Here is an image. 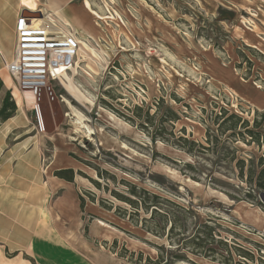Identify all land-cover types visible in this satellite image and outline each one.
Returning a JSON list of instances; mask_svg holds the SVG:
<instances>
[{
  "label": "rangeland",
  "instance_id": "374dc122",
  "mask_svg": "<svg viewBox=\"0 0 264 264\" xmlns=\"http://www.w3.org/2000/svg\"><path fill=\"white\" fill-rule=\"evenodd\" d=\"M23 9L41 13L43 30L56 27L87 47L79 40L71 69L49 84L52 95L43 91L34 100L40 128L35 107L6 70L16 43L11 18ZM0 35V79L6 81L0 105L9 91L16 107L10 124L0 121V137L11 143L42 137L48 186L66 187L54 174L72 168L74 188L111 232L93 239L97 247L128 264H264V203L246 197L256 195L246 183L247 163L264 161V0H0ZM166 108L177 121L165 122L152 138ZM147 111L155 127L146 123ZM232 114L248 127L226 131L231 121L219 127ZM246 129L260 133L259 144ZM180 137L196 143L192 153ZM239 160L246 164L244 178ZM130 185L170 200L186 216L171 234L158 215L148 220L150 212L139 210L138 220L119 216L116 208L132 209L113 192L130 196ZM202 224L213 229L215 259L185 244ZM65 247V260L83 262ZM241 251L252 259L240 257ZM42 252L33 257L46 258Z\"/></svg>",
  "mask_w": 264,
  "mask_h": 264
},
{
  "label": "crops",
  "instance_id": "0c3cea01",
  "mask_svg": "<svg viewBox=\"0 0 264 264\" xmlns=\"http://www.w3.org/2000/svg\"><path fill=\"white\" fill-rule=\"evenodd\" d=\"M20 12L13 14L9 27L15 41V21ZM10 119L5 123L10 124ZM6 139L0 137V264H74L64 259L65 246L69 255L72 251L78 261V256L83 261L77 264H128L94 244L93 239L111 236V232L105 225L107 222L99 220L103 217L94 212L97 207L83 198L80 200L82 196L74 188V176L72 182L57 177L66 187L47 185L40 164L42 137L26 135L12 143ZM24 140H27L23 143L28 144L26 148L20 144ZM49 140L46 138L45 142ZM65 196L69 199L65 200ZM83 224L87 236L82 234ZM42 251L46 258L38 261L33 257Z\"/></svg>",
  "mask_w": 264,
  "mask_h": 264
},
{
  "label": "trees",
  "instance_id": "16d2710c",
  "mask_svg": "<svg viewBox=\"0 0 264 264\" xmlns=\"http://www.w3.org/2000/svg\"><path fill=\"white\" fill-rule=\"evenodd\" d=\"M3 83L2 80L0 79V91L2 89ZM16 110L15 104L11 99L10 92L6 91L4 94V97L1 101L0 105V121L5 122L9 118L12 117L14 111ZM140 112V114L138 113ZM136 118H141V108H136L135 109V115ZM146 116V123L148 124L149 127H155V124L152 122V117H149L148 111L145 113ZM127 120L133 122V119L130 117H126ZM167 121H172L175 122L177 121V116L176 114L171 111L170 109L166 108L165 109V115H163L159 119L157 127L154 129V133L151 135L152 138L153 135H158L161 133V131H164L163 124ZM231 121L230 126L226 129V131H234L238 128H243L245 129L248 127V122L247 121H241V119L236 116V115H230L227 117L225 121L221 123L219 127H222L226 124V122ZM140 128L145 129L147 126L140 124ZM258 125L255 123L254 128H257ZM239 135H242L241 132H238ZM245 134H247L252 141L256 142L259 144L261 135L258 132L246 129ZM179 141L181 142V146L183 148H186V152L192 153L194 151V147L196 146V143L193 141H189L186 138H179ZM200 148L202 145H199ZM238 169H239V176L240 178H244V168L246 166L245 162L242 160L237 161L236 163ZM186 169L192 170L191 165H186ZM79 175H82V173H78ZM56 177L65 180L67 182H72L73 181V171L72 169H62L58 170L54 174ZM101 174L98 173V176ZM93 183L96 185V183L93 181ZM246 183L249 184L250 186L254 187L256 190V195L253 196L251 195L250 192L246 194V197L253 200L256 198L260 199V196H263L264 194V161L262 157H260L257 161L250 160L247 163V171H246ZM128 194L127 195H121L113 192V196H115L119 201L129 205L130 209L132 211L127 213L126 210H121L120 208H116L117 214L119 216H127L130 220H138L139 217V210H142L144 212H150L149 216V221H151L155 215H158L161 220L165 221L166 223H170L169 227V233L171 234L176 227V224L180 221L179 216H186L185 214L187 213L186 211H183L180 207L175 205V203L171 202L170 200L163 198L157 194L150 193L149 191L145 189H139L137 190L134 185H130L128 189ZM80 200L82 201V197H80ZM257 204L262 206L263 202L262 201H257ZM172 207H176L177 210L176 212H164V213H158V210L161 208H166V209H171ZM143 225L147 222V219H143ZM137 223V221L135 222ZM157 226V225H155ZM157 228V227H156ZM162 230H165V227H162ZM214 242V237H213V229L209 227L206 224L202 225H197L195 226V231H194V236L185 241V244H189L194 250V254H203L205 257H209L212 259H215L216 255H218L217 248H213L210 245ZM218 244L223 245L221 241L218 242ZM225 244V243H224ZM225 246V245H224ZM240 257L242 258H251L252 255L241 251V254H239ZM176 258L178 261H186L185 257L181 255H177ZM240 264V263H238Z\"/></svg>",
  "mask_w": 264,
  "mask_h": 264
},
{
  "label": "built area",
  "instance_id": "2783aa9c",
  "mask_svg": "<svg viewBox=\"0 0 264 264\" xmlns=\"http://www.w3.org/2000/svg\"><path fill=\"white\" fill-rule=\"evenodd\" d=\"M36 19L17 16L15 48L10 62L6 65L16 87L23 93L30 94L35 101L41 99L43 91L49 96L52 95L50 82L58 80L70 70L80 47L75 35H62L52 26L43 30V26L34 25ZM33 110L40 128L42 121L39 109Z\"/></svg>",
  "mask_w": 264,
  "mask_h": 264
},
{
  "label": "bare ground",
  "instance_id": "6f19581e",
  "mask_svg": "<svg viewBox=\"0 0 264 264\" xmlns=\"http://www.w3.org/2000/svg\"><path fill=\"white\" fill-rule=\"evenodd\" d=\"M26 5H28V4H26ZM28 6H30V5H28ZM28 11H30V9L28 10ZM32 12H35V11H33V10H31ZM36 18V17H35ZM36 26H43V23H42V21H41V16H40V18L39 19H37V22H36V24H35ZM60 34H62V35H65L63 32H61ZM79 40H81V43H82V45L85 47V48H87L86 47V44H84V40H82V39H80L79 38ZM72 67V66H71ZM71 67H70V69H71ZM24 96H25V98L27 99V102L29 103V104H31L32 106H33V108L35 107V108H37V105H36V103L34 102V99H33V97L30 95V94H28V93H24ZM41 117V116H40Z\"/></svg>",
  "mask_w": 264,
  "mask_h": 264
},
{
  "label": "water",
  "instance_id": "95a60500",
  "mask_svg": "<svg viewBox=\"0 0 264 264\" xmlns=\"http://www.w3.org/2000/svg\"><path fill=\"white\" fill-rule=\"evenodd\" d=\"M20 15L21 16H24V17H29V16H37V17H40L41 16V13L40 12H31V11H28L26 9H23V10H21ZM260 199L264 203V194H263V196H260Z\"/></svg>",
  "mask_w": 264,
  "mask_h": 264
}]
</instances>
